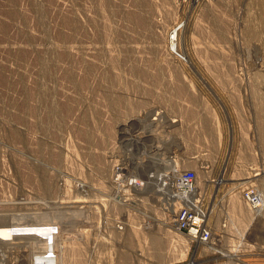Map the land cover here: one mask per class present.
I'll use <instances>...</instances> for the list:
<instances>
[{
    "label": "rangeland",
    "instance_id": "rangeland-1",
    "mask_svg": "<svg viewBox=\"0 0 264 264\" xmlns=\"http://www.w3.org/2000/svg\"><path fill=\"white\" fill-rule=\"evenodd\" d=\"M262 177L264 0H0V264H264Z\"/></svg>",
    "mask_w": 264,
    "mask_h": 264
},
{
    "label": "built area",
    "instance_id": "built-area-1",
    "mask_svg": "<svg viewBox=\"0 0 264 264\" xmlns=\"http://www.w3.org/2000/svg\"><path fill=\"white\" fill-rule=\"evenodd\" d=\"M119 176H115L112 184L117 185ZM195 172L192 170L183 171L179 174L177 178V193L178 196H186L190 195L194 191V183H195ZM129 187H137L142 186V183L136 179L128 180ZM181 199V198H180ZM175 212L174 215V223L177 228V231L187 236L191 241H199V243L208 242L209 241V231L204 225V217L200 215L196 209L192 208L190 204L186 203L187 200H183ZM247 203L254 209L258 208L259 200L257 199L254 193H248L246 195Z\"/></svg>",
    "mask_w": 264,
    "mask_h": 264
},
{
    "label": "bare ground",
    "instance_id": "bare-ground-1",
    "mask_svg": "<svg viewBox=\"0 0 264 264\" xmlns=\"http://www.w3.org/2000/svg\"><path fill=\"white\" fill-rule=\"evenodd\" d=\"M259 83V82H258ZM257 89V88H256ZM200 96V95H199ZM204 101V100H203ZM259 101V100H258ZM200 102V101H199ZM256 102V101H255ZM260 103V102H259ZM196 110V109H195ZM210 110V109H209ZM198 111V110H197ZM258 112V111H257ZM200 114V113H199ZM262 115V114H261ZM202 116V115H201ZM172 118V117H171ZM196 119V118H195ZM199 119V118H198ZM173 120V119H172ZM210 121V120H209ZM240 122V121H239ZM203 124V123H202ZM206 124V123H205ZM262 127V126H261ZM204 129V128H203ZM212 129V128H211ZM123 130V129H122ZM130 130V129H129ZM209 130V129H208ZM211 140V139H210ZM213 140V139H212ZM106 166H108V165H106ZM143 167V166H142ZM150 167V166H149ZM119 168V167H118ZM249 169V168H248ZM146 170H148V169H146ZM145 170V168H144V171H146ZM232 171V170H231ZM140 172V171H139ZM143 172V171H142ZM146 172H148V171H146ZM144 173V172H143ZM254 175H257V174H254ZM253 175V176H254ZM168 176V175H167ZM261 178V177H260ZM242 184H244V183H242ZM261 184L262 185H264V179H263V177H262V179H261ZM237 186L238 187H240L239 185H238V183H237ZM193 194V193H192ZM264 196V195H263ZM184 200V199H183ZM185 200H187V199H185ZM191 200V199H190ZM194 200V199H193ZM233 201H235V198H234V200H232V205H233ZM237 201V200H236ZM235 201V202H236ZM235 202H234V204H235ZM238 203V202H237ZM196 204V203H195ZM191 205V204H190ZM239 205V204H238ZM179 206V205H178ZM234 206V205H233ZM236 206V205H235ZM174 207H176V206H174ZM242 207V206H241ZM232 208V207H231ZM233 208H236V207H233ZM238 210V211H237ZM251 210V209H250ZM249 210V212L251 213V211ZM256 210V209H255ZM235 211V209H233V211L232 212H234ZM231 212V213H232ZM236 212L238 213V215H242V213H240V212H242V211H240L239 212V208L238 209H236ZM248 212V213H249ZM257 212V211H256ZM256 212H254V210H253V212H252V214L254 213H256ZM237 213H236V215H237ZM240 213V214H239ZM234 214V213H233ZM232 214V215H233ZM253 214V215H254ZM235 215V214H234ZM233 215V216H234ZM240 215V216H241ZM239 216V217H240ZM247 216V215H246ZM245 216V213H244V215H242L241 216V219L240 220H244L243 222H245V221H247V220H249L248 218H250V217H246ZM244 217H246L247 218V220H245L244 219ZM215 219V218H214ZM171 221V220H170ZM213 222V221H212ZM242 222V223H243ZM248 222V221H247ZM250 222V221H249ZM246 225H247V223H246ZM248 226V225H247ZM134 228V227H133ZM167 231V230H166ZM158 235L159 234H157V235H155V234H152V241H151V244L153 245V247L156 249V253H158L157 255L159 256V255H161L162 254V252H161V254L159 253L160 252V250L162 251V249H165V245H167V242L168 243H170V242H172L173 241V239H172V241H170V240H168V239H170L169 238V236H166V235H164L165 237H162V238H160V237H158ZM179 235V234H178ZM13 236V233H12V231L10 230V229H8V228H6V227H0V244H6L7 242H8V240L10 239V237H12ZM175 237V236H174ZM177 241V240H176ZM174 242V241H173ZM186 242V241H185ZM175 243V242H174ZM185 246V245H184ZM208 246V245H207ZM160 248V249H159ZM209 249V248H208ZM163 255V254H162Z\"/></svg>",
    "mask_w": 264,
    "mask_h": 264
}]
</instances>
